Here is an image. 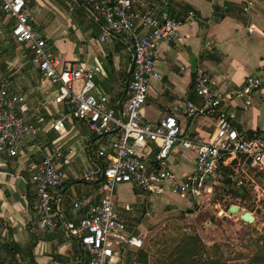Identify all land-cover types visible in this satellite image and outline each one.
<instances>
[{
  "label": "crops",
  "instance_id": "crops-1",
  "mask_svg": "<svg viewBox=\"0 0 264 264\" xmlns=\"http://www.w3.org/2000/svg\"><path fill=\"white\" fill-rule=\"evenodd\" d=\"M98 1L30 0L25 13L34 30L41 28V32L36 31L61 59V66L99 64L102 67L96 88L107 96L109 107L118 108L130 77L132 49L128 41L107 33L90 9ZM247 1L250 0H139L134 4L138 14L181 23L175 43L157 46L156 70L161 79L149 86L141 120L157 123L164 116H171L184 138L201 142L210 141L219 114L228 117L241 138H250L264 130V0H251L254 6L243 12L242 6ZM13 23L12 18L0 12V86L6 84L12 93L24 96L28 121L39 131L21 143L16 157L0 158V263L87 264L86 254L61 228L47 232L35 227L30 217L34 198L30 167L52 147L65 153L71 151V164L65 168L64 184L56 191L53 211L58 224L76 222L105 194L100 179L81 181L79 173L96 165L105 166L97 153L114 136L94 139L84 123L69 118L64 120L63 131L51 129V124L64 116L63 111L52 100L53 88L44 84L33 69L29 51L11 37ZM138 31L141 32L139 27ZM198 70L208 74L220 101L213 114L188 119L184 115L187 102L202 106V99L194 91V73ZM247 77L257 78L260 85L251 95L239 97ZM82 136H88L90 141ZM147 150L146 161L153 165L158 147L150 143ZM194 160L192 150L180 147L168 155L169 167L179 178L193 172ZM251 172L246 180L253 181ZM121 185L136 189L130 184ZM202 195L180 199L190 200V205L195 206V199ZM115 202L118 201L114 200V211L126 225L127 216L116 211ZM122 209L130 211L126 205Z\"/></svg>",
  "mask_w": 264,
  "mask_h": 264
},
{
  "label": "built area",
  "instance_id": "built-area-1",
  "mask_svg": "<svg viewBox=\"0 0 264 264\" xmlns=\"http://www.w3.org/2000/svg\"><path fill=\"white\" fill-rule=\"evenodd\" d=\"M137 1L99 0L90 5L107 33L128 41L132 49V73L124 99L116 110L109 107L107 96L96 88V78L103 74L99 64H81L75 68L61 66V59L30 25L25 13L30 0H0V12L14 21L11 37L29 51L33 69L40 74L44 84L53 88L52 100L63 111L64 116L54 121L51 129L63 131L64 120L69 118L84 123L92 138L102 139L115 134V138L97 153L105 161V166L96 165L79 173L81 181L100 179L105 194L76 222L58 224L53 211L57 202L56 191L64 184L65 168L71 164V151L65 153L52 147L30 167V184L34 191L30 217L35 227L47 232L61 228L66 237L74 239L86 254L87 264H117L121 261L123 248L143 246V240L129 233L124 221L114 211V190L121 184H130L155 196L169 192L179 198L193 199L212 193L221 184L223 175L218 168L223 156H227L226 162L233 163L232 180L237 186H244V179L253 170L264 179V130L252 139L241 138L228 117L219 114L210 141L201 142L184 138L177 121L171 116L166 115L157 123L141 120L140 112L149 86L152 81L161 79L156 70L157 46L175 43L179 39L181 23L146 13L138 14L134 10ZM253 6V1H247L242 11L248 12ZM259 85L260 80L247 77L238 96L251 95ZM194 91L202 99V106L187 102L185 117L193 119L213 114L220 96L213 90L206 72L198 70L194 73ZM38 131L28 121L24 96L12 93L6 84H2L0 158L16 157L21 143ZM82 139L90 141L88 136H82ZM150 143L158 147L153 165L146 161ZM177 147L192 150L195 154L194 170L183 178L176 176L168 162L169 153ZM18 264L33 263L22 261Z\"/></svg>",
  "mask_w": 264,
  "mask_h": 264
},
{
  "label": "rangeland",
  "instance_id": "rangeland-1",
  "mask_svg": "<svg viewBox=\"0 0 264 264\" xmlns=\"http://www.w3.org/2000/svg\"><path fill=\"white\" fill-rule=\"evenodd\" d=\"M36 30L41 32V28ZM256 172H251L253 181H243L249 192L244 199L236 198V187L224 190L218 186L212 193L195 199V206L190 205V200H181L170 193L155 196L138 188L133 190L129 185L116 187V211L127 216L128 231L143 240L141 248L125 247L121 264H127L130 257L132 264H161L164 251L175 247L176 239L185 235L198 236L212 250L211 254L227 263L246 264L256 252L260 237H264V179L258 178ZM125 205L130 211L122 209ZM231 205L252 213L254 223L246 224L238 215H229ZM212 216L215 219L210 221ZM140 252L146 255L145 261L141 258L139 262Z\"/></svg>",
  "mask_w": 264,
  "mask_h": 264
},
{
  "label": "trees",
  "instance_id": "trees-1",
  "mask_svg": "<svg viewBox=\"0 0 264 264\" xmlns=\"http://www.w3.org/2000/svg\"><path fill=\"white\" fill-rule=\"evenodd\" d=\"M115 109L117 110L118 108ZM108 136H114L115 138V134ZM255 136L247 139H252ZM226 161L227 156H223L220 160L218 171L222 173L223 180L219 185V188L229 190L231 187H236L237 190L234 191L236 198L242 197L244 199V195H248L249 193L248 191H245V189L238 187L232 180L233 170L231 164L233 163H228ZM260 241L261 242H257L256 252L251 256V258L248 259L246 264H264V237H260ZM125 249L126 248L122 249V253L125 251ZM211 253L212 250L208 249L204 244H202L201 239L198 236L185 235L176 239L175 247L168 248V250L164 251L163 255L165 258L161 264H231L221 260L220 257ZM139 258V262H142L141 258L145 261L146 255L143 252H140ZM132 263V258L130 257L127 261V264Z\"/></svg>",
  "mask_w": 264,
  "mask_h": 264
},
{
  "label": "water",
  "instance_id": "water-1",
  "mask_svg": "<svg viewBox=\"0 0 264 264\" xmlns=\"http://www.w3.org/2000/svg\"><path fill=\"white\" fill-rule=\"evenodd\" d=\"M133 59H132V64H131V68H130V71H129V76L131 75L132 73V69H133ZM127 86V84H126ZM123 99H124V95H123ZM223 213V212H222ZM228 214H236L239 216L240 220H242L244 223L246 224H252L254 223V220L255 218L252 216V214L250 212H246L244 210H240L237 206L235 205H231L229 208H228ZM214 216H212L210 218V221H213L214 220Z\"/></svg>",
  "mask_w": 264,
  "mask_h": 264
}]
</instances>
